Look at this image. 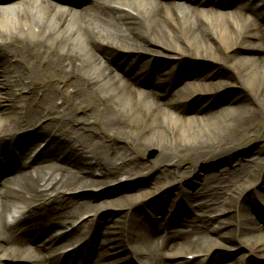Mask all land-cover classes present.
Wrapping results in <instances>:
<instances>
[{"label": "bare ground", "instance_id": "1", "mask_svg": "<svg viewBox=\"0 0 264 264\" xmlns=\"http://www.w3.org/2000/svg\"><path fill=\"white\" fill-rule=\"evenodd\" d=\"M82 1L79 9L55 0L0 2V162L10 156L15 169L3 180L8 186L0 187V264H66L55 257L43 263L37 255L47 245L55 251L56 241L75 245L86 237L73 250L85 257L87 248L85 264L104 258L105 264H124L121 258L131 264H185L187 255L194 256L190 264H203L201 253L208 255L205 264H218L220 246L208 233L214 217L233 231L246 255H256L255 264H264V238L246 214L251 204L264 201V170L256 167L264 159L231 163L234 151L264 126L263 16L252 7L227 10L222 1L182 0L186 6L177 0ZM155 56L170 60L161 63ZM191 59L206 60L209 70L182 82ZM132 65L136 70L130 74ZM138 73L161 83L150 85L156 90L136 87ZM92 87L105 89L104 95H93ZM231 89L238 90L230 95ZM199 99L203 103L190 111L187 105ZM135 129L137 138L127 137ZM145 147L156 150L154 173L160 174L154 181L160 184L139 197L164 186L182 189L183 177L223 160L230 164L184 194L202 212L194 221L150 228L127 208L119 217L128 216L123 235L97 231L83 218L94 206L90 198L71 195L94 181L62 174L65 167L58 162L78 165L107 184L140 168L136 152ZM187 157L190 166L181 168L180 159ZM238 262L251 264L243 256Z\"/></svg>", "mask_w": 264, "mask_h": 264}, {"label": "rangeland", "instance_id": "2", "mask_svg": "<svg viewBox=\"0 0 264 264\" xmlns=\"http://www.w3.org/2000/svg\"><path fill=\"white\" fill-rule=\"evenodd\" d=\"M118 2H123V0H117ZM131 1V0H130ZM166 2H170L172 0H164ZM227 1V0H225ZM1 3H4L5 0H0ZM180 5H184L183 2L179 1ZM241 5V7L245 8L246 6H248V2L244 1L243 3H239ZM255 4V3H254ZM84 3L82 0H79V3L74 5V9H79L81 6H83ZM132 5V2H131ZM186 6V5H184ZM208 6V5H207ZM249 6H253V5H249ZM232 7H227L225 9L227 10H231ZM168 9H170V7H168ZM248 17V16H247ZM157 58H161L163 60H168V57H157ZM188 66V69H190V74L189 77H187V79H194L196 76V72L198 71H207L209 70V66L207 61L204 59H195V60H188L187 63H185ZM136 67V66H135ZM133 68L132 71H134ZM131 71V72H132ZM81 73H83V71H81ZM238 89H231V91L229 92L230 95L235 94V91ZM89 91L94 95H104L105 93V89L103 88H99V87H92L89 89ZM219 94H221V91H218ZM187 93V91H186ZM213 91L210 92V94H212ZM229 96V95H226ZM203 103V100L199 99L197 101H195V104L191 103L189 105H187V108L190 111H193V109H195L196 107H199L201 104ZM105 105H108V103H104ZM261 120L264 122V112L261 113ZM262 131H258L256 132L252 137L247 139V142L244 143L243 145L239 146L236 151H234L233 153V157L231 159V163L233 164L232 167L236 166L237 164L241 163V161L244 160H248V159H254L255 161H257V158L259 159H264V126L261 127ZM126 134V133H125ZM138 134H137V129H135L134 131L131 130H127V137H129L130 139H134L137 138ZM123 140L122 138L119 139V141H117V143H122ZM104 143H108L111 144L112 141H108V142H104ZM155 151V152H154ZM137 155V159L140 158V163L142 164L140 168H137V170L132 171L131 173L128 174H119L117 176V181L115 182V180H112V182L104 184V183H100L99 181H101L102 179L96 175H91V176H85L86 178H88L89 180L94 181L93 183H88L85 184V186L83 187L84 189L82 191H74L71 192V195L74 196V199L76 200V198L78 199L79 196L81 195H86L88 196L89 202L91 205H94L93 207H91L92 209H90L91 211L93 210V208L97 207L95 204L99 205L100 203L103 202H107V204L114 206L112 207L115 211L117 210V206H121V207H125V209L132 207V213L133 214V218H135V220H137L138 222L143 220L145 215L140 213L141 215H139V207L142 206L141 204L143 202H146L149 199L154 198L155 196H149L148 198H144V197H140L139 199H134L135 195H140L141 190H150L149 188H153L154 186H157L160 183H157L155 180V177L158 176L157 174H155L154 172L156 171V166L153 163V160L155 158V156H157L156 150L153 147H145L144 149H140L136 152ZM187 158H182L180 159V164L179 166L181 168H187L190 166V161ZM119 163V161H118ZM59 164H61L62 166H65V170H64V174L67 175H79V173H77V169L78 167H74V165L72 164H67V163H63L60 162ZM230 164V160L226 161H220L219 164H213V165H209L206 168V171H202L200 174L198 175H187L185 177L182 178V180L184 181V187L185 190L182 192L184 193H191L193 191V189L196 187V185L199 188V183H200V179H202V177H204L205 175L211 174L213 172H224L225 170L228 169V165ZM262 164V163H261ZM257 164V170L259 169H264V164ZM145 165V167H144ZM151 165L153 166L151 168ZM144 167V168H143ZM155 167V168H154ZM169 168L170 166H168V164L163 165L162 168ZM13 168V167H12ZM143 168V169H142ZM161 168V169H162ZM164 168V169H165ZM142 169V170H141ZM162 169V170H164ZM11 170H15L13 169H9ZM167 170H171V169H167ZM9 172V171H8ZM153 173V174H152ZM152 174V175H151ZM75 175V176H77ZM151 175V176H150ZM156 175V176H155ZM155 176V177H154ZM146 179H149L150 182L146 181ZM7 180H5L4 182H1V184L5 185V182ZM125 181H131L132 182H136L134 184H129L128 182L124 183ZM153 181V182H152ZM165 191V189H164ZM175 191L173 189V191H170V196L169 198L164 201V203H157V205L163 204L165 207H167L168 205H170V198H172L173 196L171 194H174ZM142 193V192H141ZM181 193V190H180ZM180 195V194H179ZM136 196V197H138ZM165 196V194H164ZM133 197L134 200H132ZM182 198H184V195L182 196ZM158 198H156V200H158ZM134 201L135 204H131L132 201ZM141 201V202H140ZM183 205H185V209H187V211L185 209H180V211H182V215H181V221L187 220L190 217V214L192 213H200L202 214L201 211H199L198 209H191L189 206L190 204L186 201V199L182 201ZM156 206V205H155ZM252 207V206H251ZM153 207H149L148 210H152ZM147 213L151 214V216H153V221L155 222H159V218L157 217L158 215L156 214V212H151L148 211ZM91 211L89 213V215H91ZM189 211V212H188ZM246 214L249 215L252 219L253 222H255L254 216L252 214V212L247 209L246 210ZM192 216V215H191ZM196 216V215H195ZM132 218V216H131ZM180 220V218H176L175 221ZM97 222H99V224L101 225V227L106 228L107 231L111 232L112 229L110 226L111 224L108 222L106 217H103L101 220H96ZM257 223V222H255ZM259 225V223H257ZM149 226L152 227V224L149 222L148 223ZM209 227L213 229V233L210 234L211 238L214 240L213 242L216 243H222L223 244V248L220 249L218 251V253L220 254V257H218V260H221V258H229V259H236V258H241L243 256V260H246L247 262H255L257 260L256 255H246L245 253V249L246 248H242L239 246V241L235 240L233 237H230L232 241H228L226 238L231 236L228 233L229 228L227 226H224L222 230H218L217 227V223L215 224L212 220H210V222L208 223ZM260 230V229H259ZM231 234V233H230ZM261 235L264 236V231H261ZM223 238L224 240L220 239ZM71 242H65V245L70 244ZM253 251V250H252ZM254 252V251H253ZM38 258L42 260V258L44 257V255L42 254H38L37 255ZM10 264V263H9ZM99 264V261H98Z\"/></svg>", "mask_w": 264, "mask_h": 264}]
</instances>
